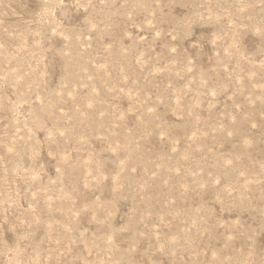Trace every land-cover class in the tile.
Instances as JSON below:
<instances>
[{
  "label": "rangeland",
  "instance_id": "rangeland-1",
  "mask_svg": "<svg viewBox=\"0 0 264 264\" xmlns=\"http://www.w3.org/2000/svg\"><path fill=\"white\" fill-rule=\"evenodd\" d=\"M0 264H264V0H0Z\"/></svg>",
  "mask_w": 264,
  "mask_h": 264
}]
</instances>
